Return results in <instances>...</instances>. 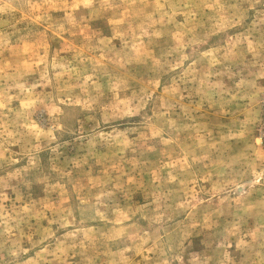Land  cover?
I'll list each match as a JSON object with an SVG mask.
<instances>
[{
	"label": "rangeland",
	"instance_id": "obj_1",
	"mask_svg": "<svg viewBox=\"0 0 264 264\" xmlns=\"http://www.w3.org/2000/svg\"><path fill=\"white\" fill-rule=\"evenodd\" d=\"M0 264H264V0H0Z\"/></svg>",
	"mask_w": 264,
	"mask_h": 264
}]
</instances>
